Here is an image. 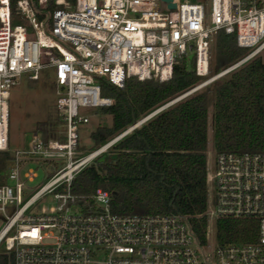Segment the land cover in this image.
<instances>
[{
  "label": "built area",
  "instance_id": "obj_1",
  "mask_svg": "<svg viewBox=\"0 0 264 264\" xmlns=\"http://www.w3.org/2000/svg\"><path fill=\"white\" fill-rule=\"evenodd\" d=\"M0 0V150L8 149L10 91L27 75L38 80L54 71L57 134L33 132L29 146L17 149L0 185V253L9 264H264V152L216 154L208 180L214 185L206 215L256 218L258 238L211 247L197 237L190 217L180 213L119 214L102 188L75 194V176L117 139L88 152L78 151V130L89 122L81 109L110 106L100 78L123 87L127 78L170 80L182 59L194 58L203 88L242 67L264 51V0ZM18 21V22H17ZM15 22V23H14ZM235 34L248 48L242 57L213 73L211 45L218 31ZM182 96V95H181ZM31 161L54 166L47 181L25 201L26 181L37 172ZM52 194L50 212L28 215Z\"/></svg>",
  "mask_w": 264,
  "mask_h": 264
},
{
  "label": "trees",
  "instance_id": "obj_2",
  "mask_svg": "<svg viewBox=\"0 0 264 264\" xmlns=\"http://www.w3.org/2000/svg\"><path fill=\"white\" fill-rule=\"evenodd\" d=\"M49 1V9H54V1ZM16 4L17 0H11L14 14ZM213 45V73L248 51L237 44L235 34L223 30L215 35ZM50 76L51 70L44 69L38 80L55 90L54 80L48 82ZM200 81L202 77L194 70V58H184L176 64L172 78L167 81L131 77L119 87L100 78L102 95L112 97L114 102L98 109L111 115L112 123L100 125L92 133L95 146L89 152L115 139ZM210 103L216 154L264 152V61L257 56L121 136L75 176L72 192L86 195L98 188L107 190L111 209L119 214L188 215L199 240L207 243ZM60 122L57 110L37 122L35 131L41 132L44 139H63L57 134ZM13 160L10 148L0 150V185L7 182ZM258 229L256 218H218L216 244L256 241ZM0 264H9L7 255L0 253Z\"/></svg>",
  "mask_w": 264,
  "mask_h": 264
},
{
  "label": "rangeland",
  "instance_id": "obj_3",
  "mask_svg": "<svg viewBox=\"0 0 264 264\" xmlns=\"http://www.w3.org/2000/svg\"><path fill=\"white\" fill-rule=\"evenodd\" d=\"M186 2H201L207 3L208 12L210 9V0H182ZM18 22V21H17ZM15 23V22H14ZM214 40L211 45V69L214 66ZM264 61V51L260 54ZM54 71L51 70L49 77V83L53 81ZM226 76V75H224ZM222 76V77H224ZM220 77V78H222ZM218 78V79H220ZM57 95L50 85H44L41 80H30L27 75L22 79V82L12 88L10 91L9 107H10V120H9V143L8 148L15 152L17 149L27 148L29 146V140L31 135L35 131L37 122L44 120L48 114L57 113L56 109ZM81 112L88 115L89 122L82 124L78 130V151L80 154L87 153L95 146L92 138V133L100 125L109 126L112 123V116L109 114H102L100 109L84 108ZM59 129V126H58ZM41 134V132H39ZM216 158V151L214 147V135H213V104L209 106V127H208V147H207V159H208V174L213 172ZM95 160V159H94ZM93 160V161H94ZM63 161H57L52 167L49 165L41 164L31 161L29 163L33 169L36 170L37 176L33 181H26V187L22 194V200L25 201L38 187H40L49 176L55 172ZM208 202L212 201L214 194V185L211 181L208 182ZM209 204V203H208ZM56 206V200L52 194H48L45 197L38 200L28 211V215H38L44 212H50ZM6 221L5 216L0 211V230L4 226ZM216 218H208V233L207 243L211 247H215L216 244Z\"/></svg>",
  "mask_w": 264,
  "mask_h": 264
},
{
  "label": "water",
  "instance_id": "obj_4",
  "mask_svg": "<svg viewBox=\"0 0 264 264\" xmlns=\"http://www.w3.org/2000/svg\"><path fill=\"white\" fill-rule=\"evenodd\" d=\"M164 2L167 3V7L170 9L176 8V3L173 2L172 0H163ZM188 94H186L185 96H187ZM185 96H179L178 98L172 100L171 102L165 104L164 106L160 107L159 109H157L156 111H154L153 113H151L150 115H148L147 117H145L144 119L140 120L137 124H135L134 126L130 127L129 129H127L124 133H122L121 135L117 136L115 139H119L121 136H123L124 134L130 132L133 128L139 126L141 123H143L145 120H147L148 118H150L151 116H153L155 113H157L158 111L166 108L167 106H169L170 104H173L174 102L180 100L181 98L185 97ZM114 140V139H113Z\"/></svg>",
  "mask_w": 264,
  "mask_h": 264
}]
</instances>
